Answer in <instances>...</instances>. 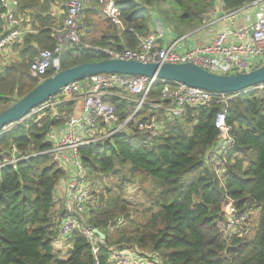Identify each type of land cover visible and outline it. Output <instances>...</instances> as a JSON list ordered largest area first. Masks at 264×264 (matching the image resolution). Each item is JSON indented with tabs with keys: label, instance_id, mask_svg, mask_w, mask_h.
<instances>
[{
	"label": "trees",
	"instance_id": "1",
	"mask_svg": "<svg viewBox=\"0 0 264 264\" xmlns=\"http://www.w3.org/2000/svg\"><path fill=\"white\" fill-rule=\"evenodd\" d=\"M253 1L115 0L123 29L110 26L114 35L98 44L114 51L136 49L155 21L179 36L201 26L217 2L230 12ZM17 2L16 17H30L35 32L25 34L17 46L20 61L0 71V111L39 83L29 73L30 62L39 49L55 47L50 37L56 24L50 13L54 0ZM104 58L109 56L96 49L70 47L60 54V70ZM54 73L48 68L43 78ZM163 82L156 81L149 99L160 101ZM231 94L213 93L210 103L185 107L181 116L171 120L143 104L133 119L136 123L163 121L161 129L139 132L132 121L101 143L79 147L82 166L93 184L117 179L105 188L104 207L84 216L85 224L105 237L98 264H111L108 253L114 247L129 249L155 264H264V89L223 101ZM108 101L119 122L136 106V101L118 97ZM72 104L57 103V114L44 108L33 118L17 121L0 133V150L8 151L13 145L25 153L51 148L47 133L63 122L62 112L70 113ZM222 111L234 146L216 166L208 153L219 133L215 118ZM63 175L64 170L47 153L31 156L16 168L0 169V264H96L90 243L79 231L58 239L61 211L56 206V185ZM133 184L140 185L130 193L135 201L128 199L126 191ZM139 190L141 197L134 194ZM226 197L239 209H256L257 225L251 232L246 226L239 234L222 233L218 222ZM65 245H69L66 250Z\"/></svg>",
	"mask_w": 264,
	"mask_h": 264
},
{
	"label": "built area",
	"instance_id": "2",
	"mask_svg": "<svg viewBox=\"0 0 264 264\" xmlns=\"http://www.w3.org/2000/svg\"><path fill=\"white\" fill-rule=\"evenodd\" d=\"M61 1L65 8L63 19L56 23L50 32L55 47L53 50L40 49L29 65L31 76L39 82L45 79L43 77L48 68H52L54 72L59 70L60 54L63 51L70 47L83 46L80 36L83 28L81 17L83 9L91 0ZM92 1L110 23L119 27L122 25L120 7L115 0ZM255 2L257 0L252 3ZM17 4V0H0V6L3 9L0 13V54L16 43L21 36V19L16 17L15 13ZM245 6L226 12L223 18L228 20L234 18L239 11L244 10ZM156 28V31L153 30L139 39V46L136 49L125 48L114 51L109 48H99V51L109 57L141 62H192L217 74H237L264 63V9L257 11L252 21L241 26L223 27L205 43L185 50H181L179 40L187 34L179 36V39L165 46H160L159 39L164 36L166 29L162 26ZM157 80L143 75L103 73L82 81L71 82L61 89L59 94L61 98L55 103L81 99L82 108L79 114H73L66 119V130L60 135H57L54 128L48 131L46 139L51 142V148L25 153L13 145L8 151L0 150V169L8 166L16 168L20 162L31 156L47 153L64 170L63 188L59 198L56 199L62 202L58 239H68L79 231L90 243L96 264H98L97 254L100 244L96 240L94 228L85 224L84 216L90 210L103 208L105 203L98 195L101 186L97 182L93 184L84 171L78 152L79 147L101 143L113 133L124 129L132 121L139 132L150 133L161 129L163 121L152 119L150 122L136 123L133 119L143 104H147L151 109L160 110L165 119L171 120L181 116L185 107L202 106L212 101L213 93L207 90L166 81L163 82L158 95L160 101H151L149 94ZM254 89H264V83L234 92L227 97L223 96V101ZM115 95L136 101L133 112L122 122L117 120L115 107L107 100L108 96ZM46 103L47 101L44 104ZM40 110V106L36 107L23 118L26 119ZM15 123L18 122L7 125L0 133L6 132ZM215 127L219 133L208 155L210 161L218 166L224 162L225 153L234 146V140L229 134L230 127L225 122V112L217 114ZM69 165H72L73 170L68 167ZM65 170L70 171L69 175H66ZM216 171L219 173L218 170ZM253 210L256 209H239L232 198L226 197L221 205L223 217L218 222L222 233L227 236L239 234L247 226ZM108 259L111 264H155L153 260L140 257L129 249L117 247L109 250Z\"/></svg>",
	"mask_w": 264,
	"mask_h": 264
},
{
	"label": "water",
	"instance_id": "3",
	"mask_svg": "<svg viewBox=\"0 0 264 264\" xmlns=\"http://www.w3.org/2000/svg\"><path fill=\"white\" fill-rule=\"evenodd\" d=\"M103 73L143 75L166 82H179L214 94L233 93L264 83V63L237 74H217L192 62L154 63L104 58L61 69L40 81L28 93L0 111V131L7 125L21 120L32 109L52 98L69 83ZM93 231L98 243L104 245V234L96 228Z\"/></svg>",
	"mask_w": 264,
	"mask_h": 264
},
{
	"label": "crops",
	"instance_id": "4",
	"mask_svg": "<svg viewBox=\"0 0 264 264\" xmlns=\"http://www.w3.org/2000/svg\"><path fill=\"white\" fill-rule=\"evenodd\" d=\"M256 1V0H255ZM264 9V0H257L255 3H250L245 6L244 10L239 11L234 18L228 20L224 19L223 17L226 15L225 10L223 9V6L220 2H217L216 6L213 10H211L208 14H206L203 17V24L193 30H189L186 33L179 35L183 36L186 35L184 38L179 40V44L181 47V50H185L187 48H194L197 46H200L201 44L205 43L207 40H209L211 37L216 35L223 27L227 26H241L246 24L249 21H252L255 19L257 11ZM65 8L62 5L61 0H54L53 5L50 8L51 15L55 18V23H59L62 21L64 16ZM82 24L83 28L81 29V39H82V45L84 48H91L99 50V48H102L99 46V42L103 37H110L113 33V28L110 26L116 27V30H122L123 26L121 25L116 26L112 23H110L106 17L100 13L97 10L96 4L94 1H88L85 8L82 12ZM21 36L19 40L12 44L10 47L6 48L1 54H0V68L5 67L6 65H10L12 63H16L20 61L21 54L20 50L17 46H20L23 37L27 33H34L35 30L32 29L31 26V19L30 17L21 16ZM155 23V22H154ZM152 25L151 31L157 30V24ZM38 26V25H37ZM118 31V33H119ZM173 31H165L164 36H162L159 39L158 44L160 46H165L175 39H179L178 35H175L172 33ZM90 33H93L94 38L90 39ZM110 49V48H109ZM40 50V49H39ZM38 50V51H39ZM38 53V52H37ZM110 58V57H109ZM3 69V68H2ZM1 71V69H0ZM110 97H118L121 98L119 95L115 96H108L107 100H109ZM76 100V99H75ZM73 100L72 104V110L71 113L74 115L79 114L82 108V100L78 99L77 101ZM127 100V99H126ZM150 100V99H149ZM64 102V101H63ZM63 114V112H62ZM56 130L57 135H60L61 132L66 130L65 122H60L58 125L54 127ZM61 185H56L57 187V194L60 195L61 190L63 188L64 180H61ZM59 198L56 196V199ZM57 201V200H56ZM56 206L58 208V201L56 203Z\"/></svg>",
	"mask_w": 264,
	"mask_h": 264
},
{
	"label": "rangeland",
	"instance_id": "5",
	"mask_svg": "<svg viewBox=\"0 0 264 264\" xmlns=\"http://www.w3.org/2000/svg\"><path fill=\"white\" fill-rule=\"evenodd\" d=\"M155 24H157V26H162L161 25V23L160 22H158V21H155V23H154V25ZM117 26V25H116ZM90 39L92 38H94V36H93V33H90ZM81 44H83L82 43V39H81ZM3 68V67H2ZM2 68H0V69H2ZM30 73V72H29ZM31 75V74H30ZM61 98V96L60 95H58V96H55L53 99H50V100H48L47 101V103L46 104H44V105H41L40 106V109L42 110V109H44V108H47V109H50V111H52L53 113L55 112L56 114H57V112H56V108H55V105L57 104V103H55V101L56 100H58V99H60ZM74 99H72V100H68V101H73ZM75 101H77V100H75ZM151 101H154V100H152L151 99ZM15 102V101H14ZM13 102V103H14ZM52 112H50L51 114H52ZM54 113V114H55ZM38 114V112L37 113H34V115H37ZM32 115V114H31ZM29 116L28 118H22L21 120H28V119H30V118H32V116ZM71 115H73L71 112L70 113H65V112H63V114H62V119H63V121L65 122L66 121V119L69 117V116H71ZM118 120V119H117ZM33 121H37V119L36 118H34L33 119ZM97 135H99V133L97 134ZM70 169H72L73 170V167H72V165H69L68 166ZM70 171L69 170H65V173H66V175H69L68 173H69ZM64 177H62L59 181H58V184L59 185H61L62 183H61V180L63 179ZM104 180H107V179H102V180H98L97 181V183L101 186V188H100V191L98 192V195L102 198V200L104 201V203H105V201H106V199L103 197V195H106L104 192H105V188H108V187H110V185H113L114 183H115V181L117 182V179L116 178H111L110 180H109V182H108V180L105 182ZM57 184V185H58ZM145 185H147L146 183H143V186H145ZM139 187H140V185L139 184H133V185H131V186H128L127 188H126V191L127 192H130V193H133L132 192V190L133 191H135V190H138L139 189ZM115 187H113V189H114ZM130 193H127V194H129L130 195V198H128L129 200H133V201H135V199L133 198V196H131L132 194H130ZM134 194H136L138 197H141L142 196V191L141 190H139V191H137V192H135ZM56 196L58 197L59 195L57 194V192H56ZM56 203H57V201H56ZM62 210V202L59 200L58 201V209H57V211L58 212H60ZM132 212H133V216L135 217L136 216V212H134V210H132ZM257 214H258V212L256 211V210H253L252 212H251V214H250V216H249V221H248V224H247V227H249V231L251 232L252 230H253V228H255V226L257 225V224H255L256 223V219H257ZM248 231V232H249ZM69 247V245H65L64 247H63V249H67ZM62 256H63V254H62Z\"/></svg>",
	"mask_w": 264,
	"mask_h": 264
},
{
	"label": "bare ground",
	"instance_id": "6",
	"mask_svg": "<svg viewBox=\"0 0 264 264\" xmlns=\"http://www.w3.org/2000/svg\"><path fill=\"white\" fill-rule=\"evenodd\" d=\"M51 69H52V68H51ZM59 70H60V68H59ZM59 70H58V71H59ZM56 72H57V71H56Z\"/></svg>",
	"mask_w": 264,
	"mask_h": 264
}]
</instances>
